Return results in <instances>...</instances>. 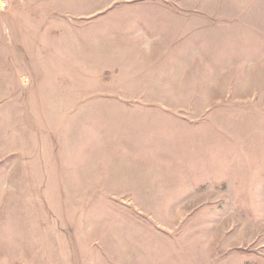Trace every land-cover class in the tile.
I'll list each match as a JSON object with an SVG mask.
<instances>
[{
	"label": "rangeland",
	"instance_id": "rangeland-1",
	"mask_svg": "<svg viewBox=\"0 0 264 264\" xmlns=\"http://www.w3.org/2000/svg\"><path fill=\"white\" fill-rule=\"evenodd\" d=\"M8 1L0 264H264V0Z\"/></svg>",
	"mask_w": 264,
	"mask_h": 264
},
{
	"label": "crops",
	"instance_id": "crops-1",
	"mask_svg": "<svg viewBox=\"0 0 264 264\" xmlns=\"http://www.w3.org/2000/svg\"><path fill=\"white\" fill-rule=\"evenodd\" d=\"M24 147L26 148V146L24 145ZM30 150H32L30 147H28ZM55 153V152H54ZM51 154V156L53 157V156H55L56 157V155L55 154ZM28 156V155H27ZM14 158H16V157H14ZM14 158H13V160L12 161H14ZM54 160H55V158H53ZM23 160V159H22ZM16 161V160H15ZM28 161V159L26 160V162ZM16 163V162H15ZM14 165H16V164H14ZM69 167H71V164H70V166ZM13 170H14V167L12 168V166L9 168V170H7L6 171V173H5V176H9L10 177V175L12 174V172H13ZM27 174H24V175H20L19 176V179L20 180H26V181H29L28 180V178H27ZM8 177V178H9ZM8 178H5L4 179V181H5V183H6V180L8 179ZM30 183H29V189L30 190H32V191H34L33 189H32V183H31V181H29ZM26 184H27V182H25ZM24 186H25V184H24ZM24 189V190H23ZM22 190L24 191L23 192V194L21 195V196H24V199H26V200H28V199H30V197L31 196H29V194L30 193H33L32 191H30V190H28V192H25L26 191V189L25 188H22ZM61 192H63V187L61 188ZM6 195V192H0V197H4ZM18 195H16V197H17ZM11 205H12V203H11ZM4 206V205H3ZM5 207V206H4ZM6 207L8 208V209H10V206H7L6 205ZM1 209V208H0ZM10 211V210H9ZM32 231V230H31ZM5 237V236H4ZM32 237H34V238H32ZM35 237H37V235H31L30 236V240H29V236H27V239L25 240V241H23V242H21V239H19V241L21 242V243H19V244H16L15 242H13L10 238H7V237H5V238H3L2 239V241H7V247L5 246V248H4V250H2V252H3V254H4V258H5V260H6V262H8V264H11V262L12 263H14L15 262V260H16V258L17 257H19L18 256V253H13V254H11V251L13 250V251H15V248H13V247H16L17 246V248H16V250L17 249H19V250H21L20 249V246H22L23 247V245H25L26 244V242L28 243V246H31V240H32V244H35V242H33V241H35ZM34 239V240H33ZM10 248H11V251H10ZM0 251H1V249H0ZM36 252H39V250L38 251H36ZM35 253V252H34ZM23 257L25 258V260L27 261V262H31L32 261V258H34L35 260H38V258H36V256H34V254H33V251H31V249H28L27 247H26V250H24L23 249ZM15 255V256H14ZM39 255H40V257L41 256H43V254H42V252H39ZM39 257V258H40ZM0 260L1 261H4L3 259H1L0 258ZM5 262V261H4Z\"/></svg>",
	"mask_w": 264,
	"mask_h": 264
},
{
	"label": "built area",
	"instance_id": "built-area-1",
	"mask_svg": "<svg viewBox=\"0 0 264 264\" xmlns=\"http://www.w3.org/2000/svg\"><path fill=\"white\" fill-rule=\"evenodd\" d=\"M9 5L8 0H0V10H5Z\"/></svg>",
	"mask_w": 264,
	"mask_h": 264
}]
</instances>
